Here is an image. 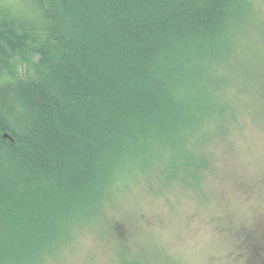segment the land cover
<instances>
[{"label":"trees","instance_id":"1","mask_svg":"<svg viewBox=\"0 0 264 264\" xmlns=\"http://www.w3.org/2000/svg\"><path fill=\"white\" fill-rule=\"evenodd\" d=\"M253 12L251 0H0V264H142L127 250L144 232L156 244L143 262L182 264L164 244L165 225L181 220L121 212L135 201L122 187H180L214 226L218 156L208 143L222 135L207 118L222 113L231 87L208 69L251 60L261 86L232 93L243 102L230 103L229 133L242 107L264 118V20ZM262 184L254 180L258 199ZM245 210L216 228L228 238L225 259L264 264L260 218Z\"/></svg>","mask_w":264,"mask_h":264},{"label":"rangeland","instance_id":"2","mask_svg":"<svg viewBox=\"0 0 264 264\" xmlns=\"http://www.w3.org/2000/svg\"><path fill=\"white\" fill-rule=\"evenodd\" d=\"M251 3L256 10L255 14L253 12L254 19L260 18L264 20V0H251ZM248 26L249 31L255 33L256 26L250 24ZM261 45L260 43L259 47ZM259 47L253 48L252 51L246 50V55H256ZM229 64L231 67L227 72L223 71L225 66L221 62H212L208 69L213 81L215 80L221 86L231 87L228 90L229 94L221 99V104H224L222 105V113L212 114L207 118V127H212L211 134L222 135L218 141L214 138L208 143L211 153H215L218 156V163L215 164L216 171L210 177L212 190L215 193L212 196L214 197L213 204L216 211L214 226L207 223V219L211 218L209 216L211 214L209 208L202 211L196 207L200 198L190 194L191 192L186 193L180 187L169 188L166 192L156 193V195L149 189L144 190L143 182L140 179H131L126 186L122 187V191H128L127 196L135 201L126 204L121 209V212L125 211V213L131 214L133 211L146 208L151 217L157 218L160 215L181 220L182 224L170 221L168 226L165 225L168 231L166 238H163H165L164 244L174 252L175 258L182 260V264H235V262L232 263L225 259L228 250V238L226 239L224 234L217 229L226 225L227 222H229L227 227L230 228L231 225L235 226L236 221H243L245 219L244 209H246L245 214L248 217H250L249 215L252 212L257 214L258 220L260 218V221L256 220L260 224V229L258 230H261L263 233L261 235H264V224L262 222L264 217V185L257 186L262 194L260 199H258L256 188L254 187V180H260L264 183V118L261 117L262 115L244 110L242 107L241 113L243 117L238 125L235 123L232 125L229 133L231 125L227 114L230 103L238 104L243 102L240 101V95L232 96L233 92L238 94L239 90L246 86L260 87L261 83L254 80L255 66L251 60L237 57V59L233 58V61H230ZM217 99L220 101L219 97ZM251 105L260 106L261 103L260 101H254L251 102ZM202 133L207 135L204 131ZM195 142L196 139L189 140V144ZM259 170H262L260 174ZM234 182L240 186L237 189L238 191L243 190L245 198L237 200L234 197H230L232 189L229 184H234ZM219 192L228 197L225 199L220 197ZM155 202L160 203L162 208L172 209L173 207L174 215L170 216L167 214ZM233 204H235V207H233ZM229 209L233 213L231 217L226 218L224 210L227 213ZM187 218L191 219V224L188 226L185 225ZM202 220L208 225L203 224ZM142 225L144 226L143 223ZM144 229H146L145 226ZM154 234L158 236V230H155ZM135 237L136 239L129 245L127 256L128 258L137 259L142 264H147L143 260L148 254V249L156 243L148 232L138 236L135 235ZM131 238L132 236L127 242H130ZM95 240L92 235H87L80 242L84 246L89 245L90 248ZM100 249L101 246L98 247V250ZM238 264L241 263L238 262ZM253 264L258 263L254 261Z\"/></svg>","mask_w":264,"mask_h":264}]
</instances>
